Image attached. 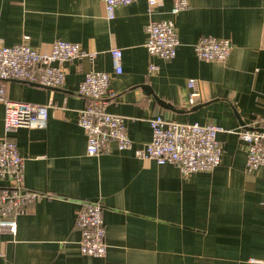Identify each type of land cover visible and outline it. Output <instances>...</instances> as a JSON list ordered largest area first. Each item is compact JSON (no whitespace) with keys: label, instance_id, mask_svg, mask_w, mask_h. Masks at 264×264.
<instances>
[{"label":"crops","instance_id":"0c3cea01","mask_svg":"<svg viewBox=\"0 0 264 264\" xmlns=\"http://www.w3.org/2000/svg\"><path fill=\"white\" fill-rule=\"evenodd\" d=\"M187 2L171 15V0H156L151 11L147 0H134L108 19L103 0H0L1 44L27 35L38 51L58 39L79 43L84 53L65 63L60 87L5 84L9 99L47 104L49 114L44 127L10 135L25 161L26 187L45 196L19 214L15 236L0 229V264H264V166L246 168V143L236 134L242 126L264 129V0ZM168 17L176 56L149 57L145 26ZM203 36L229 38L228 58L200 60L193 45ZM114 47L122 52L119 75ZM151 63L158 70L148 72ZM89 71L111 73L107 111L125 118L133 149L113 142L102 154L86 153L77 124L86 98L78 85ZM191 77L194 103L187 99ZM4 113L0 101V139ZM154 115L224 128L220 163L185 176L173 164L137 158L133 150L150 142ZM88 201L103 210L104 257L84 255L78 245L75 213Z\"/></svg>","mask_w":264,"mask_h":264},{"label":"built area","instance_id":"2783aa9c","mask_svg":"<svg viewBox=\"0 0 264 264\" xmlns=\"http://www.w3.org/2000/svg\"><path fill=\"white\" fill-rule=\"evenodd\" d=\"M134 0H103L108 19L114 17V10L119 5H127ZM171 15L189 7L187 0H171ZM148 10L157 4L156 0H147ZM145 49L149 57L156 56L169 61L176 56L179 39L174 20L168 17L159 21L151 20L145 26ZM29 36L24 35L22 42L12 46L0 43V101L4 105L3 127L5 136L0 139V229L7 230L13 236L17 232V217L28 213L32 205L45 196L25 185V161L20 155L17 144L10 135L17 128L44 127L49 114V105L13 101L6 96L5 84L9 80H21L37 84L48 89L62 86L66 74L64 65L71 59H80L84 55L77 42L55 40L49 51L43 52L29 45ZM232 43L229 38L203 36L194 45L193 51L200 60L221 62L230 55ZM113 73L122 71V52L119 48L110 51ZM92 56V54H89ZM158 70L156 63L148 66V72ZM112 75L106 71H89L78 85L80 95L86 98L80 110L77 124L86 137V153L99 155L116 143L120 150L133 149L125 118L107 111L108 87ZM187 99L194 103L198 96L196 79L188 78ZM151 140L143 147L134 149L137 158L153 160L158 164H173L181 174L189 176L195 172H207L220 163L222 146L217 134L224 128L207 123H181L167 120L161 115H154L149 120ZM238 138L246 143V168L249 171L264 166V129L251 130L242 126L236 131ZM264 204V200H263ZM102 207L98 201L81 203L75 213L74 226L80 232L78 245L82 254L104 257L105 227Z\"/></svg>","mask_w":264,"mask_h":264},{"label":"water","instance_id":"95a60500","mask_svg":"<svg viewBox=\"0 0 264 264\" xmlns=\"http://www.w3.org/2000/svg\"><path fill=\"white\" fill-rule=\"evenodd\" d=\"M160 102H162V101H160Z\"/></svg>","mask_w":264,"mask_h":264}]
</instances>
